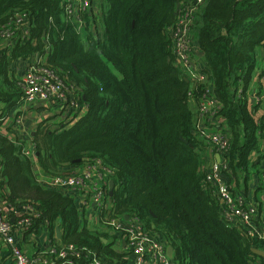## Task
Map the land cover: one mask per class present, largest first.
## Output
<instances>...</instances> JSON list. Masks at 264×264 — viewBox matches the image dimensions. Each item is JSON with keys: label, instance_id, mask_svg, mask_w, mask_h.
Listing matches in <instances>:
<instances>
[{"label": "trees", "instance_id": "obj_1", "mask_svg": "<svg viewBox=\"0 0 264 264\" xmlns=\"http://www.w3.org/2000/svg\"><path fill=\"white\" fill-rule=\"evenodd\" d=\"M183 1L104 0L102 31L82 39L62 21L59 0H0L1 25L26 12L31 26L25 43L0 50V102L11 107L20 98L13 62L42 51L81 91L86 106L71 123L55 124L51 117L36 126L32 144L45 174L69 175L101 159L114 182L111 211L103 215H135L166 249L172 247L173 264H264L252 252L264 244L228 226L203 184L204 159L215 150L196 125L197 117L211 126L220 119L215 131L229 139L230 169L259 174L264 120L249 90L264 46V0H205L199 8L193 30L220 102L210 122L198 114L206 84L184 80L172 53L168 29ZM25 146L0 134V199L9 218L16 222L15 211H28L23 217L33 220L32 227L43 224L50 234L58 227L62 244L84 248L101 264H128L103 220L108 231L81 227L74 200L38 182ZM86 262L83 255L77 264Z\"/></svg>", "mask_w": 264, "mask_h": 264}, {"label": "built area", "instance_id": "obj_2", "mask_svg": "<svg viewBox=\"0 0 264 264\" xmlns=\"http://www.w3.org/2000/svg\"><path fill=\"white\" fill-rule=\"evenodd\" d=\"M204 1L180 2L176 6L175 21L168 29L175 66L180 70L184 80L188 76L196 78L191 69L193 52L191 30ZM59 2L62 21L71 24V28L82 39H85L88 33L95 36L102 31L101 15L104 0H59ZM30 27L26 12L17 13L10 22L0 24V50L15 43L20 45L25 43L30 38ZM24 60H26L25 70L20 76L17 72L10 71L20 93V98L17 100V104H20L19 108L36 109L39 123L42 122V109L45 112L54 111L43 121L59 115L61 118L59 122L63 124L71 123L85 114L86 106L81 103V91L69 82L65 73L49 65L42 51L35 52ZM196 79L201 84L204 83L206 76H198ZM219 108V100L206 87L205 94L198 102L199 117L210 122ZM17 121H21V117ZM202 135L211 141L215 150L213 154L206 156L208 159L206 157L204 159L206 164L203 168L202 181L207 187L206 190L218 201L221 217L228 226L239 229L250 239L264 244V202L258 208L243 194L234 193L231 185L223 177L229 169L228 137L220 131L201 132ZM262 140L261 153L264 152V136ZM34 153L33 145L24 148L26 156L30 157ZM214 154L219 155V161L213 157ZM258 154L259 152L252 153V158L256 159ZM112 174L113 170L110 167L101 159L95 158L83 163L76 172L69 175L36 177L46 188H54L70 196L80 214H84L90 206L96 208L100 221L103 220V223L112 230L113 248L129 255L128 264H173L158 236L148 232L135 215L130 217L103 215V211L108 213L111 211L108 203V182ZM261 179L264 184V171ZM0 201V241L10 249L14 264H77L83 255L87 259L86 264H101L95 254L82 247L64 245L60 241L49 250V260L30 259L18 247L15 240L17 234L23 237L25 232L32 228L33 220L29 216L23 217L24 212L15 211L14 216L18 220L14 222L9 218L10 209L5 201L2 199ZM258 249L263 250L264 246Z\"/></svg>", "mask_w": 264, "mask_h": 264}, {"label": "crops", "instance_id": "obj_3", "mask_svg": "<svg viewBox=\"0 0 264 264\" xmlns=\"http://www.w3.org/2000/svg\"><path fill=\"white\" fill-rule=\"evenodd\" d=\"M191 46H192V60H191V69L193 73L196 75V78L198 76H206V79L204 80V84H206V87L212 91L213 84L212 79L207 76L205 71V63L204 58L201 50L199 49L196 38H195V31L191 30ZM259 60L257 61L256 66V73L253 78V81L258 87V83L261 82L262 84V90L258 93L257 89L254 90V94L256 96V100L253 97V94L249 95V101L252 105L259 104V114L264 119V46L260 48L259 50ZM24 59H19L13 62L11 65V71L17 72L18 76L22 74V72L25 70V62ZM16 74V75H17ZM195 77L188 76L185 77L186 81L190 83L191 86H195L196 84H199L198 79ZM20 104L13 105L11 107H7L5 103L0 102V118L2 121L0 122V134L8 137L11 141H20L22 143L26 144V148L29 146H32V137L34 133L36 132V126L39 124V120L37 119V110L36 109H27L24 110L23 108H19ZM21 117V121H17ZM47 112L43 111L42 109V122L44 118H47ZM220 119L217 120V125H214L216 122L212 123L211 125H206L203 121H200L197 117V128L199 131H197V135L200 137L201 132L207 133L212 132L218 129L219 122L221 124ZM60 121L58 117H54L52 120L53 122ZM223 127H225V123L222 121ZM222 127V128H223ZM37 152L35 151L34 154H32L29 158L32 164V170L34 174L37 177H45L48 178L49 175L45 174L40 167L37 164L36 155ZM214 154V158H215ZM209 156V155H208ZM207 158V157H206ZM264 171V161L260 164L258 168V173H254L253 171H250L248 173L247 177L245 174L238 170L237 168L229 169L226 174H224V179L231 185L233 192L237 194H243L248 201L255 204L258 208L259 206L264 202V184L262 182L261 176L262 172ZM1 204V201H0ZM76 213L78 216V221L81 227H87V228H96L95 225H98V230H100V219L99 215L97 213V209L93 206H90L85 210L84 214H80L76 204L74 202ZM28 212V211H20ZM88 221L95 222L94 224L88 225ZM92 222V223H93ZM55 227V232L53 234H50L47 227L45 225L36 226L33 225L31 228V231L29 235L24 238L22 235L17 234L15 243L18 245V247L24 252L25 255H27L30 259L34 258H40V259H50L49 250H51L53 245L60 241L61 236V230L59 231L60 236H57ZM258 249V248H257ZM264 257V256H263ZM0 264H14V259L11 255L10 249L8 246H5L3 243L0 242Z\"/></svg>", "mask_w": 264, "mask_h": 264}, {"label": "water", "instance_id": "obj_4", "mask_svg": "<svg viewBox=\"0 0 264 264\" xmlns=\"http://www.w3.org/2000/svg\"><path fill=\"white\" fill-rule=\"evenodd\" d=\"M36 155H37V154H36ZM215 159H216L217 161H219V155H218V154L215 155ZM113 186H114V182H113V180H110V181L108 182V194H109V196H111V194H112ZM126 219H127V218H126ZM59 231H60L59 228H56V232H57V236H58V237L60 236ZM172 250H173V249H172L171 246H168L167 249H166L167 256H168L169 258L172 257ZM252 252H253L254 254L258 255V256H264V249H263V250H260V249H257V248H253V249H252Z\"/></svg>", "mask_w": 264, "mask_h": 264}, {"label": "rangeland", "instance_id": "obj_5", "mask_svg": "<svg viewBox=\"0 0 264 264\" xmlns=\"http://www.w3.org/2000/svg\"><path fill=\"white\" fill-rule=\"evenodd\" d=\"M191 41H192V38H191ZM255 89H257V87H256L254 81L252 80V83H251V85H250V90H249V92H250V95L253 94V97H254V99L256 100V96H255V94H254V90H255ZM53 112H54L53 110H49V111L47 112V116L53 114ZM57 117H58V119L61 120V118H60L59 115H58ZM51 119L53 120L54 117H52ZM67 123H68V122H67ZM48 124H52V123L49 122ZM55 124H63V123H60L59 121H56ZM52 127H53V126H52ZM202 136H203V135H202ZM207 159H208V157H207ZM92 222H93V221H88V225H91V224H94V223H95V222H93V223H92ZM95 226H96V228H98V225H95ZM100 230H102V231H104V230L108 231V228L105 227L104 225H100Z\"/></svg>", "mask_w": 264, "mask_h": 264}]
</instances>
